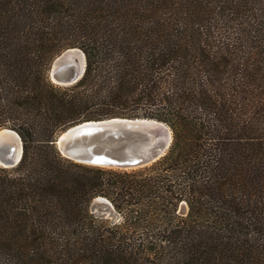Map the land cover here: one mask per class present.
I'll return each instance as SVG.
<instances>
[{
  "label": "trees",
  "instance_id": "trees-1",
  "mask_svg": "<svg viewBox=\"0 0 264 264\" xmlns=\"http://www.w3.org/2000/svg\"><path fill=\"white\" fill-rule=\"evenodd\" d=\"M69 47L84 74L55 84ZM117 116L165 122L167 152L120 170L52 143ZM2 127L23 152L0 165V264H264V0H0Z\"/></svg>",
  "mask_w": 264,
  "mask_h": 264
},
{
  "label": "water",
  "instance_id": "water-1",
  "mask_svg": "<svg viewBox=\"0 0 264 264\" xmlns=\"http://www.w3.org/2000/svg\"><path fill=\"white\" fill-rule=\"evenodd\" d=\"M73 48L82 50L79 47H69L52 60L48 71L52 82L69 85L84 74L86 57L83 50L84 65L80 73L75 62L63 60ZM54 77L58 82L54 81ZM4 128L8 127L0 130ZM18 136L21 146L18 157L13 152V147L0 142V160L4 163L1 166L13 167L19 163L23 144L19 134ZM171 142L172 130L163 121L147 117L118 116L73 124L57 133L52 141L62 156L74 162L120 170L136 169L153 163L167 152ZM90 209L112 213L114 206L108 198L96 196L90 203Z\"/></svg>",
  "mask_w": 264,
  "mask_h": 264
},
{
  "label": "bare ground",
  "instance_id": "bare-ground-1",
  "mask_svg": "<svg viewBox=\"0 0 264 264\" xmlns=\"http://www.w3.org/2000/svg\"><path fill=\"white\" fill-rule=\"evenodd\" d=\"M66 62H75L76 67L78 69V73L82 71V67L84 65V53L80 49H71L66 53L65 58L63 59ZM54 81L58 82V80L54 77ZM0 142H4L9 146L13 147V152L16 157L20 154V138L16 131L4 128L0 130ZM0 164L4 165V163L0 160Z\"/></svg>",
  "mask_w": 264,
  "mask_h": 264
},
{
  "label": "rangeland",
  "instance_id": "rangeland-1",
  "mask_svg": "<svg viewBox=\"0 0 264 264\" xmlns=\"http://www.w3.org/2000/svg\"><path fill=\"white\" fill-rule=\"evenodd\" d=\"M49 77V75H48ZM50 79V78H49ZM51 80V79H50ZM56 84V83H55ZM9 128V127H8ZM12 129V128H11ZM14 130V129H13ZM16 131V130H15ZM91 210V209H90ZM188 210V207L186 205V203H181L179 205V208H178V211L180 214H186ZM93 213H95V215H97L98 217L100 218H103V219H106V220H109L111 222H116L118 221L119 219H121V214L114 208L113 209V212L110 213L108 211H105V210H102V209H96L94 211H92Z\"/></svg>",
  "mask_w": 264,
  "mask_h": 264
}]
</instances>
